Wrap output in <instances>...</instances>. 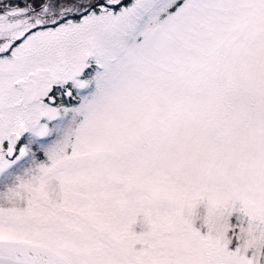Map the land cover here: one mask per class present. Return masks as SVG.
I'll return each mask as SVG.
<instances>
[{
	"label": "snow or ice",
	"instance_id": "1",
	"mask_svg": "<svg viewBox=\"0 0 264 264\" xmlns=\"http://www.w3.org/2000/svg\"><path fill=\"white\" fill-rule=\"evenodd\" d=\"M0 264H264V0H0Z\"/></svg>",
	"mask_w": 264,
	"mask_h": 264
}]
</instances>
